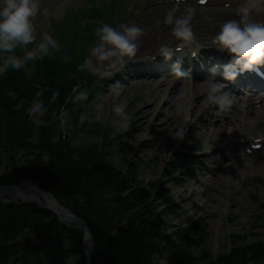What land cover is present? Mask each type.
Here are the masks:
<instances>
[{
  "label": "rangeland",
  "instance_id": "374dc122",
  "mask_svg": "<svg viewBox=\"0 0 264 264\" xmlns=\"http://www.w3.org/2000/svg\"><path fill=\"white\" fill-rule=\"evenodd\" d=\"M226 1L231 9L240 2V0ZM172 3L185 4L188 7L192 5L191 8H195L197 0H179V2L178 0H70L66 6L62 5V0H40L41 8L49 10L50 18L38 16L34 24L37 33L41 30L48 31L60 42L61 51L47 58L61 56L75 68L74 62H77L78 67L89 57L90 49L96 41L95 29L101 24L108 23L119 28L121 24L133 23L136 16L150 11L155 6L165 7L164 9L167 10V6ZM200 6L206 12L213 8L203 4ZM221 8L223 10L219 12L223 17L226 8L225 6ZM261 8L264 9V5H261ZM87 16L94 17L88 19ZM262 16L264 17V14L261 15L263 20ZM218 17L217 20L222 18ZM152 28L153 25H150L149 30ZM179 42L180 40H175L169 47L175 49ZM210 43V41L201 43L194 41L185 44L186 50L181 49V53H175L172 58L177 59L180 54L188 55L192 52L191 49L195 50L197 46ZM17 54H20L19 50ZM152 55H160L159 50H154L152 54L141 53L125 61L117 69L105 70L111 73L106 77L96 74L94 70L74 76L76 84L71 90L74 87H79L80 90L89 88L84 86L83 77L90 76L92 97L88 96L89 101L85 100L82 103L80 112L76 110L75 104L70 102L71 107L78 114L73 116L74 119L77 118V122L68 127L65 136L70 151V155L66 156L70 162H65L68 164V169H73L75 175L80 174L81 187L90 197H113L120 192L118 195L125 194L128 200L135 203H129L124 208L121 205L120 209L114 212L119 215V224H116V227L123 225L128 227L132 224L130 217L135 212L151 222L159 239L157 251L151 256L154 264H215L214 259L237 246H243L244 250H254L257 245L251 243H261L264 246V132H261L264 130V125L260 126V130L256 129L258 125L255 126V121L260 119L264 124V113H256V118L249 120L247 130L244 131L249 140L239 135L229 143V146L223 147L220 139L212 142L198 140L199 129L191 126L198 117L204 121L199 120V124L196 122L194 124L203 126L208 123L212 126L210 122H219L223 112H218L215 106H209L208 112L201 114L207 107L205 89L191 96L186 94L189 101L186 108L188 113L191 112L187 124L188 131L183 140L172 141L169 130L182 122L186 112L184 111L180 118L168 127L163 124V119L166 112H176L173 100L189 88L182 82L199 83L206 80L177 78L172 67L168 65L163 63L155 65L153 62L148 64L151 58L147 63L140 61L141 57H153ZM130 61L135 62L131 64L133 68L121 73L120 68L126 67ZM32 67L33 62H30L18 70L20 81L31 77ZM166 78L169 79L167 89L165 93L159 94L156 84ZM214 82L224 87L221 82L217 80ZM113 85H119V96L108 94L107 90H111ZM174 85L184 86L187 89L183 92L179 91V94H173ZM145 91L148 95H144ZM231 93L233 97L237 95ZM244 93L246 91L238 96H247ZM8 95L11 96L9 93ZM251 96L264 97V90L259 89L251 93ZM257 102L253 104L254 112L259 108ZM117 103L127 105L126 111L131 116L127 129L117 130L112 126L117 119L112 108ZM98 104H103L102 119L92 124L86 122L81 126L80 114L91 113ZM20 105H23L22 101ZM28 106L21 108L23 113H28ZM231 108L236 107L232 105ZM237 116H240L239 112ZM142 124L145 126L144 131L141 130ZM254 141H258L261 147L251 150V153H245L244 149L249 148V144ZM162 144H165L164 148ZM45 157L38 155L37 150L33 149L3 154L0 156V177L10 174L18 178L36 165L44 163ZM186 158L191 171L187 167L185 170L178 169L177 161ZM166 169L170 173H165ZM221 169L223 170L219 174ZM216 172L219 174L217 177H215ZM102 173L108 174V181H103L101 178L93 181L97 174ZM198 177L201 180L207 179L199 187L193 183ZM27 179L29 178L21 177L17 182ZM107 186L111 191L106 190ZM116 187L120 188L119 192ZM130 192L138 193H135L137 196L132 197ZM141 193L148 194L145 210L139 205L144 197ZM50 194L52 196V193ZM204 194L210 197L208 203H205V199L201 200ZM6 197L7 195L0 194L1 201ZM152 201L157 203V210L150 208L157 207L151 204ZM113 203L118 208L116 202ZM125 203L127 202L124 201ZM61 222L72 225L67 221ZM90 246L91 256L92 242ZM67 262L68 260L63 261L64 264Z\"/></svg>",
  "mask_w": 264,
  "mask_h": 264
},
{
  "label": "trees",
  "instance_id": "16d2710c",
  "mask_svg": "<svg viewBox=\"0 0 264 264\" xmlns=\"http://www.w3.org/2000/svg\"><path fill=\"white\" fill-rule=\"evenodd\" d=\"M93 17L87 16L88 19ZM74 65L75 68L61 56L60 58L45 57L43 60L33 62L32 75L27 80L20 81L18 70L9 69L6 74L0 75V156L33 149L37 150L38 155L47 157L44 163L36 165L18 178L31 179L38 188L52 193L61 206L85 221L93 246L90 264H154L151 256L157 251L159 243L155 226L143 219L140 213L135 212L130 217L132 224L117 228L119 215L114 212L120 209L121 205L124 208L129 203H135L128 200L125 194L118 195L120 188L117 187L119 193L113 197H90L81 187L80 174L75 175L73 169H68L67 163L70 161L66 156L70 155V151L65 137L57 143L52 142L56 134V126L52 122L51 114L60 107L67 108L69 126H73L75 121L77 122V118L74 119L73 116L80 112L82 103L85 102L75 103L78 112L71 107L70 97L75 96L71 90L76 84L74 76H79V72L76 71L77 62H74ZM83 78H85L84 86L89 87L86 88L88 96L92 97L90 76ZM57 89L59 95L55 101H52V93ZM41 90H43L42 99L46 104L47 113L42 117V123L36 126L28 113H23L21 108L25 105H29L30 108L36 93ZM20 101L23 105H20ZM88 101L89 98L86 102ZM184 161L185 159L177 161L179 170L189 168ZM189 170L191 171L190 168ZM168 172L169 170L166 169L165 173ZM18 178L10 174L4 175L0 177V185L13 184ZM98 178L108 181V174H97L93 181ZM106 190L111 191L108 186ZM135 193L138 192L129 194L133 197L137 196ZM142 195H144L143 201L139 205L145 210L148 194ZM124 201L127 203L124 204ZM113 202H116L118 208ZM151 204L157 206L150 207L151 209H158L155 201ZM26 236L36 240L38 246L24 251L14 249L0 253V264H64V260H68L67 264H84L80 247L82 233L79 229L59 221L52 212L36 205L0 200V245ZM251 245L257 246L254 250H244L243 246L228 250L214 259L215 264H264L263 244L251 243Z\"/></svg>",
  "mask_w": 264,
  "mask_h": 264
},
{
  "label": "clouds",
  "instance_id": "9594fccd",
  "mask_svg": "<svg viewBox=\"0 0 264 264\" xmlns=\"http://www.w3.org/2000/svg\"><path fill=\"white\" fill-rule=\"evenodd\" d=\"M69 2L70 0H62V5L66 6ZM197 2L203 4L205 0L203 2L197 0ZM261 5H264V0H244L235 9L234 14L237 18L221 23L218 33L212 39L213 46L229 55V62L222 69L226 79H235L238 74L245 71L264 75L260 73V68L264 67V23L254 19V13L264 10ZM176 11L177 9H172L167 13L164 24L172 26V36L184 44H191L195 39L191 27L195 9L189 7L179 16L176 15ZM38 16L50 18L49 10L41 8L40 0H0V75L6 74L9 69L19 70L30 62L43 60L61 51L60 42L48 31L41 30L37 33L34 20ZM94 35L96 41L90 49L89 57L78 65L76 71L85 73L94 70L96 74L106 77L111 73L102 71L103 69H117L125 63L126 59L130 60L137 54L140 48V37L145 35V32L135 23L121 24L119 28L103 23L95 29ZM17 50L20 54H17ZM179 50V48L174 50L167 45H162L159 54L165 60H170L175 51ZM173 70L177 78H190V73L180 68V60L173 65ZM215 71L216 67L211 69L213 76ZM112 90L116 96L120 95L119 85H113ZM204 91L206 106H215L218 112H227L231 109L233 104L231 91L225 90L212 78L206 82ZM72 92L76 93L75 96L70 97L73 104L88 98L86 89L80 90L79 87H74ZM42 95L43 90L36 93L28 110V115L36 126L42 123V117L47 113ZM58 95L57 89L52 93V101H55ZM144 95H148L147 91ZM173 104L177 114H182L186 105L189 104L186 93L177 96ZM126 108L125 103H117L112 108L117 118L113 122V128L121 130L129 127L131 116ZM51 116L56 126V134L52 142L57 143L66 136L69 127L68 109L60 107ZM102 117L103 104H98L91 113L80 114L79 124L81 126L86 122L92 124L100 121ZM187 131V123L181 122L174 129L169 130V135L179 141L184 139Z\"/></svg>",
  "mask_w": 264,
  "mask_h": 264
},
{
  "label": "bare ground",
  "instance_id": "6f19581e",
  "mask_svg": "<svg viewBox=\"0 0 264 264\" xmlns=\"http://www.w3.org/2000/svg\"><path fill=\"white\" fill-rule=\"evenodd\" d=\"M236 1H239V0H236ZM242 2H244V0H240V2L237 3V5L233 9H231L228 6L226 0H205V3H203V5H209V6L213 7L208 12H206V10H204L203 7H201L200 5H195L194 6L195 7L194 8L195 14H194L193 19L191 21V27H192V31H193L194 37H195L194 41H196L198 43L210 41L212 43L213 37L219 31V25L221 23H223L225 20L237 18L234 14L235 9ZM191 6H189V7H191ZM221 6L222 7L225 6L226 13L228 12L229 15H227L225 13L223 17L221 16V13L219 12L220 10L221 11L223 10L221 8ZM189 7L186 6L185 4L172 3L169 6H167V10L164 9L165 7L163 8L160 6H158V7L155 6L150 11L145 12V13H141L138 16H136L134 18L133 23H135L138 27L144 29L145 35L140 37V48H139V50L135 56H139L141 53H145V52L152 54L154 52V50H159L162 45L170 46L173 41L178 40L177 38H174V36L171 35L172 26L164 24V19H165V16L167 15V13L172 9H177L176 15L179 16V15L184 14L185 10ZM196 7H198V8H196ZM263 12L260 11L259 13H254V19H256V20L261 19V15L264 14ZM218 16L222 17V18H220V20H217ZM262 18H263L262 23H264V17L262 16ZM150 25H153L152 30H149ZM157 25H159V26L157 27ZM145 55H147V54H145ZM228 56L229 55L227 54V52H222L215 47L213 49L212 54L204 55L203 57L209 58L210 60L213 61V63H218L222 59H228L227 58ZM154 57L159 58L160 55H155L153 57H147V56L141 57L140 61L142 63H147V60L149 58H151V60L149 61V63H151L152 61L156 60V58H154ZM152 58H154V59L152 60ZM125 61H128V59H126ZM195 62L197 63L200 61L198 59ZM128 63H130V64H128L126 67L120 68L121 73L126 72L127 70L132 68V66H131L132 61H130ZM105 70H107V68L103 69L102 71H105ZM115 76H117V75H115ZM168 78H166L165 80H162L161 82H158L156 84V89H157V92L159 94H160V92L165 93V90L167 89V87H166L167 81L171 77L169 79ZM194 78H196V77L194 76ZM206 82L207 81H203V82H199V83H194V82L189 83V81L188 82H182L183 84L188 85L189 88L187 89L184 86L178 87L177 85H174L172 88V92H173V94H177L179 91L183 92L184 89H187V90H185V93L187 95L191 96L194 93H198V92L204 90L206 87ZM228 89L234 90V88H232L230 86L228 87ZM245 90L247 92L244 94H247V96L240 97V96L236 95L235 97H233V104L232 105H234V107H236L237 110H236V108H231L229 111L223 112V114L221 115V120L219 122H217V121L210 122V124L213 127L208 125V123L203 125V126H199L197 124H194L195 122L198 123L199 120H202L200 117H198L197 120L191 124V126H193L194 128L199 129L197 132L198 133V137H197L198 140H200V141L202 140L203 142H207V141L212 142L216 139L217 140L220 139L222 142V146L225 147V146H229V143L234 141L239 135L242 136L243 139H245L247 137V134L244 131L247 130V125H248L249 120L250 119L254 120L256 118V113H258V114L264 113V97H259V98L252 97L251 94H249V93H251L253 91H251L250 89H245ZM107 92H108V94L109 93L114 94L112 88H111V90L108 89ZM255 101H258L257 104H259V108L256 109L258 112L253 111V106H254L253 104ZM194 105L195 104H193V106ZM208 107L209 106H207L201 114L207 113ZM184 111L186 112V116L182 119V122H186L188 124L191 112L188 113L186 107H185ZM238 112H239L240 116H237ZM251 112H253L254 114H251ZM180 116H181V114L178 115L176 112L173 113V111H171V113L166 112L164 115L163 124L168 127V125H171L175 121H177V119H179ZM260 120L255 121V126L258 125V128L256 127V129H259V130L261 129L260 126L264 125V124H262L263 121H260ZM202 121H204V120H202ZM141 123H143V122H141ZM173 128H175V127H173ZM141 130H143V131L145 130L144 124L141 125ZM261 132H264V130ZM187 137L189 138V135ZM170 138L174 142L180 141V140L177 141V140L173 139L172 137H170ZM170 145H172V144H170ZM164 147H165V144H162V148H164ZM222 170L223 169H221L219 171V174ZM217 173L218 172L215 173L216 174L215 177H217L219 175ZM206 180L207 179L201 180V178L198 177V178L194 179L193 183L197 187H199V186H202L204 184V181H206ZM24 186L25 185H23V187ZM24 188L28 189V186H26ZM22 197H23V200L25 201L26 197H24V196H22ZM17 198H19V196H16L14 194H10V195H7V197L5 198L4 201H8V200L17 201ZM203 199H205V203H208L210 201V197H207L205 194L201 197V200H203ZM26 202L27 201H25V203ZM49 202H50L49 199L47 201H43V203L46 205H48ZM27 203H30V202H27ZM84 242L87 243L86 239H84ZM83 246L85 247L86 250H89V248L91 247L90 245H85V244Z\"/></svg>",
  "mask_w": 264,
  "mask_h": 264
},
{
  "label": "water",
  "instance_id": "95a60500",
  "mask_svg": "<svg viewBox=\"0 0 264 264\" xmlns=\"http://www.w3.org/2000/svg\"><path fill=\"white\" fill-rule=\"evenodd\" d=\"M23 185H25L24 187L28 186V189L24 188ZM0 194H14L16 196H19V201L17 202L27 201L33 203L41 209H45L54 213L59 221H67L68 223H71L73 226L78 228L82 233L80 247L83 252V262L84 264H90V248L89 250H86L83 246L84 244L91 245V236L87 230L85 221L81 217L75 215L74 213H71L65 207L61 206L49 192L38 188L31 180L27 179L10 185H0ZM22 196L26 197L25 201L23 200ZM48 199L50 200L48 205L44 204L43 201H47ZM84 239H86L87 243L84 242ZM37 246L38 243L36 240L26 237L0 245V253H7L14 249L24 251L26 249H32Z\"/></svg>",
  "mask_w": 264,
  "mask_h": 264
},
{
  "label": "snow or ice",
  "instance_id": "6c2138e0",
  "mask_svg": "<svg viewBox=\"0 0 264 264\" xmlns=\"http://www.w3.org/2000/svg\"><path fill=\"white\" fill-rule=\"evenodd\" d=\"M202 2H203V0H202Z\"/></svg>",
  "mask_w": 264,
  "mask_h": 264
}]
</instances>
